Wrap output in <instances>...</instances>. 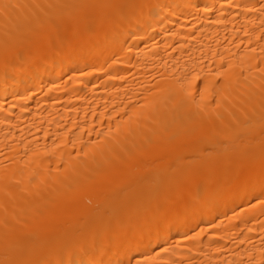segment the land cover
<instances>
[{
    "label": "bare ground",
    "instance_id": "bare-ground-1",
    "mask_svg": "<svg viewBox=\"0 0 264 264\" xmlns=\"http://www.w3.org/2000/svg\"><path fill=\"white\" fill-rule=\"evenodd\" d=\"M0 264H264V0H0Z\"/></svg>",
    "mask_w": 264,
    "mask_h": 264
}]
</instances>
